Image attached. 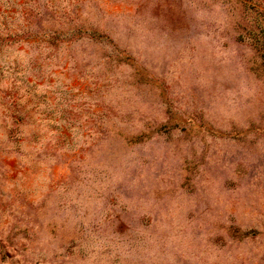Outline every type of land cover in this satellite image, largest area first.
<instances>
[{
	"label": "rangeland",
	"instance_id": "obj_1",
	"mask_svg": "<svg viewBox=\"0 0 264 264\" xmlns=\"http://www.w3.org/2000/svg\"><path fill=\"white\" fill-rule=\"evenodd\" d=\"M0 264H264V0H0Z\"/></svg>",
	"mask_w": 264,
	"mask_h": 264
}]
</instances>
